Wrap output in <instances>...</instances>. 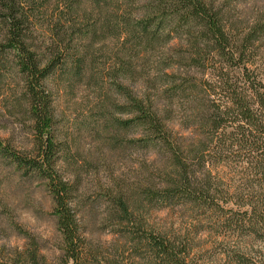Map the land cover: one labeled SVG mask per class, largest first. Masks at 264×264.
<instances>
[{
    "label": "trees",
    "instance_id": "1",
    "mask_svg": "<svg viewBox=\"0 0 264 264\" xmlns=\"http://www.w3.org/2000/svg\"><path fill=\"white\" fill-rule=\"evenodd\" d=\"M241 1L0 0V78L20 77L7 109L28 128L0 156L44 184L59 235L50 258L18 227L25 245L0 264H198L202 230L228 264H264V9L243 20ZM77 87L94 121L85 154L56 111ZM127 161L132 174L111 173ZM96 209L109 251L88 231ZM176 209L197 225L153 220Z\"/></svg>",
    "mask_w": 264,
    "mask_h": 264
},
{
    "label": "rangeland",
    "instance_id": "2",
    "mask_svg": "<svg viewBox=\"0 0 264 264\" xmlns=\"http://www.w3.org/2000/svg\"><path fill=\"white\" fill-rule=\"evenodd\" d=\"M264 9V0H245L239 3L236 8L237 14L244 18L253 10ZM60 80L56 78L53 88H58ZM20 85V77L10 67L4 70V77L0 78V139L12 141V144L21 146L27 138V125L23 129H17L18 123L7 109L10 103V96L14 94ZM89 92H83L78 87L72 94L60 93L56 97V111L60 124V130L64 135H68L70 140L79 143L80 152L85 154L92 150L93 139L90 130L93 126V119L88 110L87 96ZM144 159V156H138ZM133 158H136L135 155ZM128 160V159H127ZM132 161L123 165H111L110 170L113 175H120L124 171L128 174L133 172ZM103 169V168H101ZM101 172H103L101 170ZM106 176H100L104 179ZM89 181L95 178L88 177ZM102 210L96 209L86 216L88 231L95 243L104 245L108 251L115 246L117 239L109 234L102 224ZM153 220L164 227L175 229L193 228L192 214L182 213L180 210H167L155 212ZM23 228L27 232L35 235L42 246H44L50 258L59 241L56 228V221L52 215V202L49 193L43 183L21 176L11 165L5 166V161L0 156V252H9L15 248H22L25 239L18 233L17 228ZM194 252L199 260L198 264H228L224 255V248L215 242L218 237L216 233L201 231L193 234ZM231 242V240H228ZM255 247L264 248L255 245ZM229 264L231 260H229Z\"/></svg>",
    "mask_w": 264,
    "mask_h": 264
}]
</instances>
